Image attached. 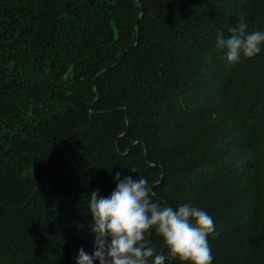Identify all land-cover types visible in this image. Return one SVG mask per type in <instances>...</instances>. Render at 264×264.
Returning <instances> with one entry per match:
<instances>
[{"label": "trees", "instance_id": "trees-1", "mask_svg": "<svg viewBox=\"0 0 264 264\" xmlns=\"http://www.w3.org/2000/svg\"><path fill=\"white\" fill-rule=\"evenodd\" d=\"M239 17L264 0H0V264L92 253L117 171L205 209L212 264H264V45L215 47Z\"/></svg>", "mask_w": 264, "mask_h": 264}, {"label": "clouds", "instance_id": "clouds-1", "mask_svg": "<svg viewBox=\"0 0 264 264\" xmlns=\"http://www.w3.org/2000/svg\"><path fill=\"white\" fill-rule=\"evenodd\" d=\"M228 33L217 31L215 38V47L224 51L228 63L262 51L264 29L249 30L242 17ZM113 179L115 187L109 195H100L98 189L89 193L95 247L92 253L80 247L76 264H169L176 258L189 264H212L208 236L214 231V220L205 209L191 203L173 208L154 200L142 175L121 177L117 171ZM153 230L162 237V248L150 239Z\"/></svg>", "mask_w": 264, "mask_h": 264}]
</instances>
